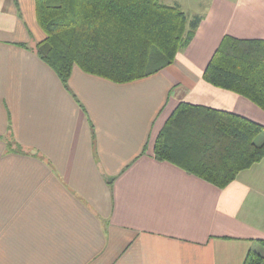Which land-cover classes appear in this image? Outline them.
I'll return each mask as SVG.
<instances>
[{
    "label": "crops",
    "instance_id": "crops-1",
    "mask_svg": "<svg viewBox=\"0 0 264 264\" xmlns=\"http://www.w3.org/2000/svg\"><path fill=\"white\" fill-rule=\"evenodd\" d=\"M200 23L160 72L116 84L35 54V0H0V264H243L264 239V158L219 189L157 161L180 102L264 111L203 79L225 36L264 40V0H159Z\"/></svg>",
    "mask_w": 264,
    "mask_h": 264
},
{
    "label": "trees",
    "instance_id": "trees-1",
    "mask_svg": "<svg viewBox=\"0 0 264 264\" xmlns=\"http://www.w3.org/2000/svg\"><path fill=\"white\" fill-rule=\"evenodd\" d=\"M44 33L34 51L66 87L74 66L116 84L152 76L173 64L195 36L178 6L159 0H35ZM203 79L264 111V40L225 36ZM154 158L223 189L264 158V127L243 116L180 102L154 144ZM261 249L243 264H264Z\"/></svg>",
    "mask_w": 264,
    "mask_h": 264
}]
</instances>
